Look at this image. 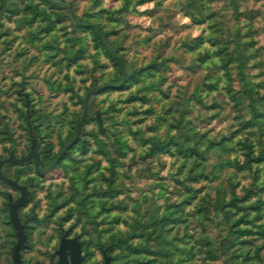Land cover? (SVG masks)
<instances>
[{"label":"rangeland","instance_id":"obj_1","mask_svg":"<svg viewBox=\"0 0 264 264\" xmlns=\"http://www.w3.org/2000/svg\"><path fill=\"white\" fill-rule=\"evenodd\" d=\"M85 21L109 31L132 75L120 81ZM90 91L54 168L2 165L31 192L23 258L58 264L68 230L84 264H264V0H0V158L31 149L28 109L40 155L61 151ZM190 126L211 144L198 179L176 145L150 151ZM10 194L0 178V264L18 240ZM176 204L182 221L154 225Z\"/></svg>","mask_w":264,"mask_h":264},{"label":"trees","instance_id":"obj_2","mask_svg":"<svg viewBox=\"0 0 264 264\" xmlns=\"http://www.w3.org/2000/svg\"><path fill=\"white\" fill-rule=\"evenodd\" d=\"M8 1H12V0H8ZM86 23L89 25V27L92 28V30L94 31L95 37L102 44V46L105 48V50L108 52V54L119 64L120 71H121L120 81L123 79V76L125 73H127L128 76L132 75L135 71V69L132 67V63L130 61H128L126 58H124L121 53L118 52V50L116 49L112 40L109 37V31L104 29L99 23H95V22H93V23L86 22ZM249 123H250L249 121H245V122H243L242 126L247 127L249 125ZM27 125H28L29 132H30L31 126L28 123V120H27ZM189 129H190V131H186L184 129V127H183V129L180 128L177 135L172 136V138L164 139L163 141L160 139H157V138L152 139L153 142H152V146H151L150 151L156 152V151H161V150H168V149H170V147L172 145H176L177 149L185 157H188V159L191 161L193 166H199L200 167L199 172H195V174L192 175V177H196L195 179H198L199 177H197V176L207 174L203 170V167H204L203 161L204 162L206 161L203 152L208 150L209 146H211V144L208 145L204 150H201L199 143L203 140V137L205 134L199 133V131L196 129V127H193V126H190ZM75 134H76V132H71V135L75 136ZM226 138H227V136H222L216 142H213V140H212V144H216L219 146L226 147V145H227L225 142ZM71 140H73V138H68L64 142L62 148H64ZM73 144L74 143H72L70 147H72ZM70 147L63 153L62 158L65 157L69 153ZM40 151H41V156L43 159H46L48 157V161L46 162V166L51 164L61 152V151H59L58 153L53 154L52 153V146L49 144H46L45 146H43ZM31 161L32 160H30L28 162H31ZM183 165H185V164H183ZM187 198L190 200L191 195L189 194L187 196ZM217 203L219 205H221V207H223L225 205H233V204L236 205V201L234 202V198H233V200L228 201V200H221L219 197L217 200ZM176 205H178V208H174V209L170 208L169 210H167L162 216H160L158 218L156 224L154 222V225L160 226L161 229H163V228H170L173 226L174 223L182 221L183 219H182L181 213L179 212L182 209L179 208L180 207L179 204H176ZM243 232H244V230L242 231V233Z\"/></svg>","mask_w":264,"mask_h":264},{"label":"water","instance_id":"obj_3","mask_svg":"<svg viewBox=\"0 0 264 264\" xmlns=\"http://www.w3.org/2000/svg\"><path fill=\"white\" fill-rule=\"evenodd\" d=\"M91 93L92 91H90L87 97L85 98L84 111L81 114V117L78 121L75 137L61 150L60 154L51 164H49L46 167L41 166L43 160L39 152V144L37 142V137L34 134L33 126L29 119V115H30L29 109L27 110L26 118L31 126L30 127V135L32 140L31 149L26 154H23L21 156H14V154H11L10 156H7L5 158H0V178L5 182H7L8 184H10L12 187L17 188L21 192V195L16 200L13 199L11 194L9 195V214L18 236V240L15 242L13 246V263L11 264H31L30 262L24 261L21 256V249H23L27 245L28 239H27V234L25 232V223L21 222L19 217V208L29 199L31 192L25 183H21L18 180L9 176L8 174L4 173L2 169V165L7 162L23 163L28 159L32 158L35 168L39 172H47L52 168H54L58 164L60 158L63 156V153L70 147L71 143H73L80 136L83 120L87 117L89 113H91V108L89 104V95ZM27 101L29 102L28 99ZM67 234H68V230H65L62 233L59 247L56 250V252L59 255V264H84L85 255L83 254L82 251L81 240L77 235L70 237L67 236ZM105 264H111L110 255L107 256Z\"/></svg>","mask_w":264,"mask_h":264},{"label":"flooded vegetation","instance_id":"obj_4","mask_svg":"<svg viewBox=\"0 0 264 264\" xmlns=\"http://www.w3.org/2000/svg\"><path fill=\"white\" fill-rule=\"evenodd\" d=\"M26 219H27V218H26ZM26 219H25V220H26ZM64 231H65V230H63V231L61 232L60 240H61L62 233H63ZM16 234H17V233H16ZM67 236L72 237L73 235H70V233H68ZM17 237H18V236H17ZM22 250H23V249H21V256H22V258H23ZM58 257H59V256H58ZM23 260L26 261V262H31V261H29V260H26L25 258H23ZM11 263H13V256H12V262H11ZM38 264H42V262H38ZM58 264H59V263H58Z\"/></svg>","mask_w":264,"mask_h":264}]
</instances>
